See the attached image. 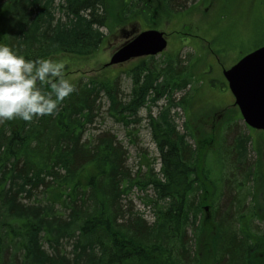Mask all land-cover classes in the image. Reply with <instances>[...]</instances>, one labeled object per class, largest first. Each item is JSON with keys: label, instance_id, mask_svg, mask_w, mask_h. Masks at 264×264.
<instances>
[{"label": "trees", "instance_id": "16d2710c", "mask_svg": "<svg viewBox=\"0 0 264 264\" xmlns=\"http://www.w3.org/2000/svg\"><path fill=\"white\" fill-rule=\"evenodd\" d=\"M162 1L165 15L184 7L182 0ZM113 4L0 0V43L33 60L93 56ZM172 62L142 66L129 101L120 99L117 80L88 79L74 84L54 115L0 123V264H264L257 196L264 176L260 158L251 159V137L231 131L200 171V153L171 116L188 107L175 96L193 76ZM43 88L51 91L47 83ZM103 97L107 115L126 128L148 111L159 173L149 162L145 174L134 176L127 149L112 133L87 137ZM159 101L166 104L153 117ZM135 189L154 192L143 199L153 223L131 201Z\"/></svg>", "mask_w": 264, "mask_h": 264}, {"label": "rangeland", "instance_id": "374dc122", "mask_svg": "<svg viewBox=\"0 0 264 264\" xmlns=\"http://www.w3.org/2000/svg\"><path fill=\"white\" fill-rule=\"evenodd\" d=\"M124 1L126 5H123ZM132 1L114 0V4L108 9V22L101 28L105 41L96 54L87 58L61 55L52 60L64 64L65 75L74 84L79 81L87 82L88 79L117 80L122 91L120 99L123 101L130 100L133 76L142 72V66L159 69L163 65L167 66L169 60H174L172 63H177L183 72L192 75L193 80L175 96L177 101L183 103L185 100L188 107L185 110L173 109L171 116H174L179 131L187 136L188 143L200 153V171L205 166L208 167L210 153L221 149L223 140L230 141L231 131H234L251 137V159L259 161L260 158L264 176V132L250 131L238 112L224 77L225 70L264 45V0H182L180 3L184 7L172 15L164 14L165 5L162 0H151V6H148L154 9L155 15L151 13L146 19L141 17L142 3H149V0L140 1L141 9L135 6L137 1L133 4ZM186 24L187 29L183 27ZM211 26L212 30L206 33L205 29ZM153 27L171 34L178 30L188 33L177 38L181 39L180 42L172 34L169 47L162 55L107 67L118 50L142 31ZM208 70L209 79L206 74ZM99 103L101 114L89 128L87 137L110 132L127 149L128 166L134 176L138 172L145 174L149 162L155 165V170L159 173V151L150 132L148 111L141 110L137 118L139 121L126 128L107 115L106 111L110 107L107 99L103 97ZM165 104L166 102L159 101L152 108V116L156 117ZM218 172V165L212 166L209 175L215 178ZM257 191L258 202L264 209V180ZM146 195L154 199L151 189L147 193L135 189L130 199L136 210L149 223H153V210L146 207L143 201ZM208 204L207 202L205 207L209 209Z\"/></svg>", "mask_w": 264, "mask_h": 264}, {"label": "clouds", "instance_id": "9594fccd", "mask_svg": "<svg viewBox=\"0 0 264 264\" xmlns=\"http://www.w3.org/2000/svg\"><path fill=\"white\" fill-rule=\"evenodd\" d=\"M50 85L46 91L43 85ZM75 91L64 64L48 58L27 59L0 43V123L54 115Z\"/></svg>", "mask_w": 264, "mask_h": 264}, {"label": "water", "instance_id": "95a60500", "mask_svg": "<svg viewBox=\"0 0 264 264\" xmlns=\"http://www.w3.org/2000/svg\"><path fill=\"white\" fill-rule=\"evenodd\" d=\"M167 46L164 33L157 30L143 32L117 51L108 66L123 64L136 58L157 56ZM224 76L246 124L255 130L264 131V47L225 71Z\"/></svg>", "mask_w": 264, "mask_h": 264}, {"label": "flooded vegetation", "instance_id": "af4514ba", "mask_svg": "<svg viewBox=\"0 0 264 264\" xmlns=\"http://www.w3.org/2000/svg\"><path fill=\"white\" fill-rule=\"evenodd\" d=\"M151 0H149V3H143V8H142V10H141V17L142 18H144V19H146L151 13H153L154 15H155V11H154V9L151 7V9L149 8V6L148 5H150L151 6ZM185 29H187L188 28V24H186V25H184L183 26ZM212 27L213 26H211L210 28H206L205 30H206V33H209L211 30H212ZM151 29H155L154 27L153 28H149V29H146V30H144V31H147V30H151ZM157 30V29H156ZM160 31V30H159ZM162 32H164V34H165V37H166V39L168 40V43L170 44V38H171V35L172 34H174V36H176L175 38L177 39V38H181V36L182 35H184V36H186L187 35V33L186 32H181V31H175V32H172V34L171 33H169L168 31H162ZM178 40V42H180L181 41V39H177ZM168 44V45H169ZM262 47H264V45H261V46H259V47H257L256 49H254L252 52H254V51H256V50H258V49H260V48H262ZM251 52V53H252ZM250 54V53H249ZM208 63L209 62H207V65H208ZM238 63V62H237ZM236 63V64H237ZM234 66V65H233ZM232 66V67H233ZM209 68H210V66H208ZM231 68V67H230ZM229 68V69H230ZM206 74H207V76H208V79H209V70H208V72H206Z\"/></svg>", "mask_w": 264, "mask_h": 264}, {"label": "bare ground", "instance_id": "6f19581e", "mask_svg": "<svg viewBox=\"0 0 264 264\" xmlns=\"http://www.w3.org/2000/svg\"><path fill=\"white\" fill-rule=\"evenodd\" d=\"M115 120V119H114Z\"/></svg>", "mask_w": 264, "mask_h": 264}]
</instances>
